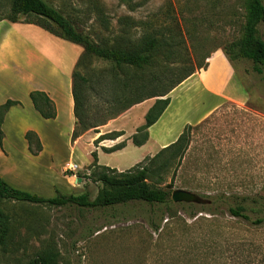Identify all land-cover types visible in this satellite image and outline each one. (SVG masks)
<instances>
[{
    "label": "rangeland",
    "instance_id": "rangeland-1",
    "mask_svg": "<svg viewBox=\"0 0 264 264\" xmlns=\"http://www.w3.org/2000/svg\"><path fill=\"white\" fill-rule=\"evenodd\" d=\"M47 1L72 15L80 29L92 36L97 31L104 38L117 33L120 17H155L159 23H166L174 15L192 66L208 64L216 50L227 51L233 65L223 54L242 85V99L227 100L194 124L197 126L190 131L181 157L162 166L169 154L164 152L151 165L147 179L150 184L169 185L170 194L175 188L190 190L206 199L205 203L179 205L170 195L165 204L130 200L104 207L5 200L2 207L9 216V237L0 246V264H31L44 251L56 253L58 264H264V220L260 224L252 222L264 216V73L255 72L252 61L237 57L230 45L241 35L243 0H135L133 8L119 0ZM98 10L104 20L110 21L109 32L103 30ZM20 23L24 29L18 35L3 24L4 36L0 38L5 45L12 43L6 42L10 38L16 43L14 50L3 46L11 50L7 62L13 66L16 80H37L47 74L49 67L63 69L82 51L80 45L34 24ZM259 34L264 40V23L259 25ZM19 37L27 42L21 43ZM43 50L50 59L48 65L36 60L27 63V53L35 58ZM155 99L135 103L116 117L123 122L130 109L151 106ZM103 125L85 132H99ZM84 145L83 141L73 143L71 136L63 132L60 151L52 157L44 153L36 160L17 153L16 165L32 175L33 183L15 186L43 197L87 192L93 199L102 185L92 176H78L91 173L83 167L80 151ZM69 159L79 165L76 177L64 170L66 165L62 172V165ZM101 159L113 166L120 156L106 153ZM64 175L72 178L70 184ZM237 203L253 209L247 210L250 219L229 214L227 206Z\"/></svg>",
    "mask_w": 264,
    "mask_h": 264
},
{
    "label": "trees",
    "instance_id": "trees-1",
    "mask_svg": "<svg viewBox=\"0 0 264 264\" xmlns=\"http://www.w3.org/2000/svg\"><path fill=\"white\" fill-rule=\"evenodd\" d=\"M119 2L130 8L135 5V0ZM0 7H2L0 20L34 24L56 37L82 47L71 73L75 117L72 140L89 129L107 123L133 104L156 97L144 114V124L137 127L136 132L130 137L134 145L143 144L148 138L147 128L159 118L170 101L168 96L157 97L166 95L196 69L207 67V63L203 62L198 66L191 65V56L181 26L174 15L166 23L164 21L159 23L155 17L145 20L120 17L118 21L121 25L117 33L111 38H104L99 36L100 33L97 31H94L92 36L84 29H80L75 25L72 15L64 13L47 0H0ZM243 7L241 35L230 45L237 57L251 60L253 70L263 74L264 40L259 34V25L264 23V0H243ZM96 13L100 16L103 30L109 32L110 21L104 20L101 11L98 10ZM223 53L233 65L224 48ZM206 57L208 55L204 56ZM29 97L33 107L43 118L55 117L54 102L46 92L33 89L29 92ZM16 104H20V101L6 99L0 104V141L4 115ZM195 126L197 125L186 124L174 142L124 171L98 164L96 152L92 151L93 160L88 167L91 173L78 176H92L101 182L102 186L93 199H89L87 192L59 193L54 197H43L15 188L0 176V246L6 244L9 237V216L2 207L5 200L51 206L77 204L85 207H104L130 200L145 201L149 204L168 203L169 190L147 181L152 172L151 165L164 152L169 154L162 162V166H166L172 159L181 157L187 148L190 131ZM120 134L122 131H110L99 135L95 142L104 138L114 139ZM24 138L30 153L38 154L42 149L38 135L33 130H27ZM124 144L125 142L121 141L105 150L110 152L123 147ZM178 204L192 206L191 203ZM227 210L231 216L244 219H250L247 210L253 211L243 203L228 205ZM263 220L264 216L256 217L252 222L260 224ZM31 264H58L57 255L53 252H41Z\"/></svg>",
    "mask_w": 264,
    "mask_h": 264
},
{
    "label": "crops",
    "instance_id": "crops-1",
    "mask_svg": "<svg viewBox=\"0 0 264 264\" xmlns=\"http://www.w3.org/2000/svg\"><path fill=\"white\" fill-rule=\"evenodd\" d=\"M5 23L8 24L6 26L11 30H16L13 33L14 35H18L24 29L20 22L1 20L0 38L4 36L2 25ZM17 39L23 44L27 42L22 37ZM10 41L12 43H7L6 45L3 39L0 41V104L6 99L18 100L20 104L12 105L8 109L1 125L0 176L8 184L17 188L18 186L15 185L33 183L32 175L26 170H20L19 166L16 165L17 153H22L27 157L29 155L36 160L41 158L44 153L52 157V155L60 151L63 132L67 133L68 137L71 136L75 124L71 93V73L77 58L70 60V65L65 66L63 69L57 70L49 67L47 74L38 77L39 79L37 80L29 77L21 81L16 80L12 71L13 66L7 62V59L11 57L9 55L11 50L3 48V46H10L14 50L12 47L16 43L11 38L8 41L6 40V42ZM39 54H36L35 58L32 53H27V56H24L27 59V63L36 60L39 63L41 61L42 64L45 65L47 63L46 65H48L50 59H48L49 57H47L45 50ZM75 55L76 57L78 56L77 54ZM33 89L46 92L53 100L56 110L54 118H43L33 107L29 97V92ZM241 95L242 85L237 80L235 71L228 63L223 52L216 50L209 57L205 69L191 74L169 92L167 96L170 101L159 118L147 128L148 138L143 144L134 145L130 137L136 132L137 127L145 122L144 114L150 107V105H145L146 103H144L145 106L142 109H135V107L130 109L129 113H127L128 116L123 119V122L119 121L121 117L113 118L103 125L104 127H102L101 131L92 134L85 132L74 139L73 143L78 144L83 141L85 144L84 149L80 151V155L84 158L83 167H89L93 160L91 152L95 151L98 164L124 171L142 161L146 156H152L160 149L174 142L186 124L194 125L199 123L227 100L242 99ZM27 130H33L40 139L42 149L36 155L30 154L28 151L27 141L24 138ZM114 130L122 131V134L114 139L104 138L95 142L99 135ZM121 141L125 142L123 147L110 152L105 150V148H110ZM15 142L17 143L15 144ZM106 153L116 154L120 156V159H117L112 166L101 159V154ZM103 160L108 161V159ZM68 162H71V159L62 165V172L64 165ZM64 176L69 182L67 183L70 184L72 178L68 175Z\"/></svg>",
    "mask_w": 264,
    "mask_h": 264
},
{
    "label": "water",
    "instance_id": "water-1",
    "mask_svg": "<svg viewBox=\"0 0 264 264\" xmlns=\"http://www.w3.org/2000/svg\"><path fill=\"white\" fill-rule=\"evenodd\" d=\"M157 98H162V97H157ZM165 188L166 189L169 188V185H166ZM170 197L171 200L176 203L185 202V203L201 204L206 202V199H204L197 193L182 188L173 189L171 191Z\"/></svg>",
    "mask_w": 264,
    "mask_h": 264
},
{
    "label": "built area",
    "instance_id": "built-area-1",
    "mask_svg": "<svg viewBox=\"0 0 264 264\" xmlns=\"http://www.w3.org/2000/svg\"><path fill=\"white\" fill-rule=\"evenodd\" d=\"M79 169L78 165L73 162H68L65 166V171H70L72 174L76 177L77 176V170Z\"/></svg>",
    "mask_w": 264,
    "mask_h": 264
}]
</instances>
